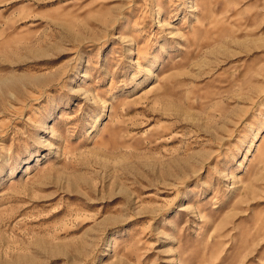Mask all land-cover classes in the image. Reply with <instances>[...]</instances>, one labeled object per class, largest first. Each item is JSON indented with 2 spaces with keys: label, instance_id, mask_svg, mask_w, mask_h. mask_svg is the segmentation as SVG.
Listing matches in <instances>:
<instances>
[{
  "label": "rangeland",
  "instance_id": "rangeland-1",
  "mask_svg": "<svg viewBox=\"0 0 264 264\" xmlns=\"http://www.w3.org/2000/svg\"><path fill=\"white\" fill-rule=\"evenodd\" d=\"M0 264H264V0H0Z\"/></svg>",
  "mask_w": 264,
  "mask_h": 264
}]
</instances>
